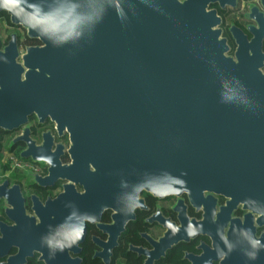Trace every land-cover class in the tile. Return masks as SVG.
I'll return each instance as SVG.
<instances>
[{"label": "water", "instance_id": "95a60500", "mask_svg": "<svg viewBox=\"0 0 264 264\" xmlns=\"http://www.w3.org/2000/svg\"><path fill=\"white\" fill-rule=\"evenodd\" d=\"M134 2L136 14L129 13L125 24L109 11L91 39L76 46L56 48L27 30L43 43L26 53L38 67L32 80L42 110L53 115L58 104L75 129L99 132L106 170L115 177L162 189L168 173L186 172L189 195L220 191L259 202L264 0L261 10L255 5L247 10L246 33L229 26L231 53L222 17L209 5L223 10L235 7L236 0H158L167 16ZM221 75L246 86L255 112L219 102ZM9 88L11 96H20L19 84ZM14 103L5 121L19 123L26 106Z\"/></svg>", "mask_w": 264, "mask_h": 264}, {"label": "flooded vegetation", "instance_id": "af4514ba", "mask_svg": "<svg viewBox=\"0 0 264 264\" xmlns=\"http://www.w3.org/2000/svg\"><path fill=\"white\" fill-rule=\"evenodd\" d=\"M260 2L236 0L232 8H209H216L222 20L233 14L228 28L235 24L246 33L251 21L245 14L250 5L261 10ZM222 36L232 52L235 45L227 28ZM42 45L12 22L8 12L0 11V264H245L239 250L225 261L213 251L219 243L218 225L230 234L243 224L264 238V218L249 211L244 196L204 190L161 200L144 192V208L131 215L116 211L121 176L106 170L99 132L96 136L89 129H75L74 121H65L70 113L59 112L58 104L53 115L39 104L32 80L38 67L26 53ZM11 82L21 86L20 96L10 95ZM16 101L26 106L25 119L5 121ZM46 156L53 157L55 167L39 161ZM68 201L81 212L95 214L97 223L86 226L78 246L49 261L40 237L68 214ZM259 202L264 204V191ZM169 221L179 229L175 235L166 227ZM188 227H201L202 232L189 239ZM256 264H264V252Z\"/></svg>", "mask_w": 264, "mask_h": 264}, {"label": "clouds", "instance_id": "9594fccd", "mask_svg": "<svg viewBox=\"0 0 264 264\" xmlns=\"http://www.w3.org/2000/svg\"><path fill=\"white\" fill-rule=\"evenodd\" d=\"M139 3L161 15H168L165 9L159 6L158 0H139ZM0 10L9 12L25 29L36 33L51 46L64 48L90 40L109 11L115 14L121 24H125L129 19V13L136 14V3L134 0H14V3L9 5L8 0H0ZM209 63L213 70L218 71L215 61ZM220 84L221 104L255 112L257 107L255 102L248 94L246 86L237 77L221 75ZM38 159L49 168L55 167L52 156ZM186 175V172L179 175L168 173L169 181L162 189L143 180L130 184L121 177L120 193L115 200L116 211L123 215H131L144 208L145 205L142 203L144 192L161 200L187 192L186 181L183 179ZM243 203L254 215L264 218V204L251 197L246 198ZM65 207L69 212L64 219L59 224L48 226V230L40 237V245L47 250L49 261L54 260L57 253L63 254L66 250L78 246L86 226L97 223L95 214L81 212L71 201L66 202ZM213 219L215 222V213ZM166 227L173 235L179 230L170 221L166 222ZM201 232V227L186 229L189 239L200 235ZM216 232L219 243L215 244L213 251L219 261H225L234 251L239 250L245 264H256L261 252H264V238L258 237L251 228L243 224L234 226L230 234H225L223 226L218 225Z\"/></svg>", "mask_w": 264, "mask_h": 264}, {"label": "rangeland", "instance_id": "374dc122", "mask_svg": "<svg viewBox=\"0 0 264 264\" xmlns=\"http://www.w3.org/2000/svg\"><path fill=\"white\" fill-rule=\"evenodd\" d=\"M237 9H234V10H232V11H230L231 13H233V12H235ZM229 12V13H230ZM227 13V12H226ZM232 16H234L233 14H230L229 15V17L227 16L226 17V19L224 20H222L223 22H222V25H221V28H223L224 30H225V28H227L228 29V24L226 23V22H228L229 21V19H230V17H232ZM231 53V52H230Z\"/></svg>", "mask_w": 264, "mask_h": 264}, {"label": "snow or ice", "instance_id": "6c2138e0", "mask_svg": "<svg viewBox=\"0 0 264 264\" xmlns=\"http://www.w3.org/2000/svg\"><path fill=\"white\" fill-rule=\"evenodd\" d=\"M8 3H13V0H8Z\"/></svg>", "mask_w": 264, "mask_h": 264}]
</instances>
